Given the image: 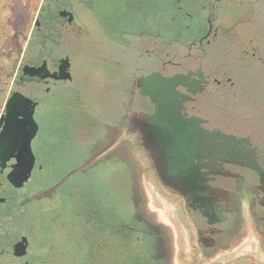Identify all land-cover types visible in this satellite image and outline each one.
I'll list each match as a JSON object with an SVG mask.
<instances>
[{
    "label": "rangeland",
    "instance_id": "obj_1",
    "mask_svg": "<svg viewBox=\"0 0 264 264\" xmlns=\"http://www.w3.org/2000/svg\"><path fill=\"white\" fill-rule=\"evenodd\" d=\"M98 1L74 82L41 113V184L12 201L50 240L58 233L44 263L264 264V222L246 212L248 195L251 207L264 201L256 185L240 177L237 224L205 253L178 182L163 178L180 165L168 149L186 137L184 122L194 137L220 131L246 145L253 135L246 112L264 102V0H144L137 10ZM150 221L169 237L165 257Z\"/></svg>",
    "mask_w": 264,
    "mask_h": 264
},
{
    "label": "flooded vegetation",
    "instance_id": "obj_2",
    "mask_svg": "<svg viewBox=\"0 0 264 264\" xmlns=\"http://www.w3.org/2000/svg\"><path fill=\"white\" fill-rule=\"evenodd\" d=\"M120 2L132 10L145 4ZM98 4V0H0V264H45L44 255L56 240L57 232L50 240L53 232L34 225L12 201H25L21 195L31 189L28 186L41 184L37 178L44 168L41 113L56 102L59 88L74 82L76 49L85 48V36L91 34L88 18ZM127 116V112L122 116V125ZM149 225L155 229L158 254L165 257L169 237L151 221ZM203 252L208 253L204 247Z\"/></svg>",
    "mask_w": 264,
    "mask_h": 264
},
{
    "label": "trees",
    "instance_id": "obj_3",
    "mask_svg": "<svg viewBox=\"0 0 264 264\" xmlns=\"http://www.w3.org/2000/svg\"><path fill=\"white\" fill-rule=\"evenodd\" d=\"M260 105L251 112L244 109L248 111L247 119L255 121L252 126L255 131L246 145L241 141L243 146L238 144L239 136L220 131L189 136L190 131L196 130L195 125L184 122L181 127L186 130V137L181 141L173 138L168 149L172 152L170 161L177 160L180 165H173L176 167L171 169V175L163 174V178L178 182L176 186L180 187L197 224L200 243L208 252L226 244L237 224L241 206L236 188L240 177L244 176L264 195V102ZM180 149L183 151L179 152ZM125 189L128 193L129 189ZM253 206L258 221L264 222V201L258 197Z\"/></svg>",
    "mask_w": 264,
    "mask_h": 264
},
{
    "label": "water",
    "instance_id": "obj_4",
    "mask_svg": "<svg viewBox=\"0 0 264 264\" xmlns=\"http://www.w3.org/2000/svg\"><path fill=\"white\" fill-rule=\"evenodd\" d=\"M32 120H33V117H32ZM245 184H247V183H245ZM248 199H249V195L247 196V199H246V206H247V211L246 212H247L248 217H252V214H251V205L249 204V202H248L249 200Z\"/></svg>",
    "mask_w": 264,
    "mask_h": 264
}]
</instances>
